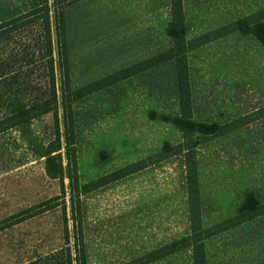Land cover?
<instances>
[{
    "label": "rangeland",
    "instance_id": "374dc122",
    "mask_svg": "<svg viewBox=\"0 0 264 264\" xmlns=\"http://www.w3.org/2000/svg\"><path fill=\"white\" fill-rule=\"evenodd\" d=\"M46 1L57 111L0 133V264H141L171 242L193 239L197 225L211 234L203 241L205 264H264V214L215 233L237 221L247 192L264 203V45L240 23H250L264 0H182L192 118L228 126L194 149V205L186 193L185 153L159 157L164 143L182 142L169 119L179 113L173 62L74 103L75 153L68 165L54 0ZM42 3L0 0V23ZM60 3L72 88L171 47L169 0ZM16 74V84L0 80V120L47 91L44 62ZM52 150L62 165L55 178L45 165ZM127 166L132 174L81 196L80 224L74 222L69 175L76 173L81 186ZM148 264H193L192 248Z\"/></svg>",
    "mask_w": 264,
    "mask_h": 264
},
{
    "label": "trees",
    "instance_id": "16d2710c",
    "mask_svg": "<svg viewBox=\"0 0 264 264\" xmlns=\"http://www.w3.org/2000/svg\"><path fill=\"white\" fill-rule=\"evenodd\" d=\"M67 5L72 0H66ZM171 10V22L167 28V36L171 40V47L159 52L154 56L127 67L120 71L111 73L92 83H87L78 87L71 86L68 68V51L66 39V27L64 22V6L60 0H54V21L57 59L60 71V98L63 114V124L66 142V155L70 166L71 156L74 157V124L72 106L84 97L100 91L106 87L114 85L124 79L132 77L143 71L152 69L163 63L173 62L177 104L179 108L178 116L169 118L170 122L182 134V142L178 146L171 147L169 143H164L159 150V157L166 159L184 152L186 166V193L190 205H194L198 199V177L195 165V147L201 143L202 139L208 136L222 135L228 127L226 124L220 125L216 122H197L192 118V107L190 98V83L187 64V41L186 29L183 26L182 0H169ZM247 32L252 33L258 41L264 45V8L250 17V23L244 24ZM25 37L23 39V36ZM53 45L50 26V10L47 1L43 0L41 6L26 13L18 15L7 21L0 23V80L9 78L11 84L18 83L16 72L23 68L34 66L37 62H44L45 83L47 91L44 96L36 98L29 106L19 108L4 119L0 120V133L41 117L45 114H55L57 111V95L55 88V76L53 67ZM28 76H24L23 81L27 82ZM164 118V117H163ZM167 119V118H164ZM168 120V119H167ZM46 154V172L51 177L62 174L61 162L57 163L53 153ZM132 166H127L117 173L101 177L87 184L79 186L76 173L69 175L70 200L73 221L79 219L81 215L80 198L89 192L96 190L108 183L119 180L132 174ZM48 206L44 211L49 210ZM237 221L227 220L219 226L215 233L223 232L233 226L241 224L264 214V203H260L255 194L251 191L244 196V201L237 211ZM10 226V224H8ZM7 226V227H8ZM81 231V225H79ZM196 228L193 231V239L186 237L179 241L171 242L154 253L148 254L141 261V264H148L162 257L169 256L178 250L191 247L193 264H205L203 241L211 236L209 232L202 235ZM198 233V234H197ZM196 235V236H195ZM159 254V255H158Z\"/></svg>",
    "mask_w": 264,
    "mask_h": 264
}]
</instances>
